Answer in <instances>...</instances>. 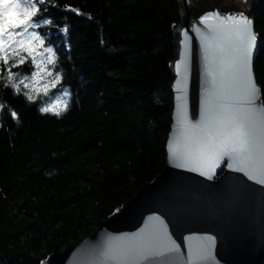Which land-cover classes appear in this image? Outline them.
<instances>
[{
	"label": "trees",
	"instance_id": "16d2710c",
	"mask_svg": "<svg viewBox=\"0 0 264 264\" xmlns=\"http://www.w3.org/2000/svg\"><path fill=\"white\" fill-rule=\"evenodd\" d=\"M250 3L264 100V0ZM34 19L45 41L36 59L52 71L41 84L62 78L38 94L29 57L11 69L17 94L0 62V264H43L92 234L163 171L172 123L179 0H46ZM57 92L67 94V110L42 112Z\"/></svg>",
	"mask_w": 264,
	"mask_h": 264
},
{
	"label": "water",
	"instance_id": "95a60500",
	"mask_svg": "<svg viewBox=\"0 0 264 264\" xmlns=\"http://www.w3.org/2000/svg\"><path fill=\"white\" fill-rule=\"evenodd\" d=\"M196 4L179 0L173 28L174 107L163 171L101 219L92 234L53 252L45 264H117L112 257L129 251L147 255L140 264H260L264 259V175L226 156L209 178L178 167L184 161L171 156L172 145L186 152L189 137L244 87L232 70L234 21L227 17L242 14L251 21L250 70L259 90L256 107L264 106L253 70L259 38L252 3L246 14L220 4ZM206 16L210 19L204 21ZM165 248L174 251L156 255Z\"/></svg>",
	"mask_w": 264,
	"mask_h": 264
},
{
	"label": "snow or ice",
	"instance_id": "6c2138e0",
	"mask_svg": "<svg viewBox=\"0 0 264 264\" xmlns=\"http://www.w3.org/2000/svg\"><path fill=\"white\" fill-rule=\"evenodd\" d=\"M46 0H0V62L7 68L6 86H11L17 94L21 88L14 82L20 74L13 72L11 69L25 64L26 60L31 57V66H35L36 71L31 73V80L34 91L38 94L42 91L48 94L49 88L55 87L61 80V74L56 73L55 79L49 83L41 85L44 74L52 75V71L36 57L38 49L44 45V38L34 29L42 25L35 20L41 13V7ZM70 11L77 9L69 8ZM46 11V9H45ZM41 19L43 17L41 16ZM210 17H204L207 21ZM225 19L234 21L232 29V40L236 44L235 55L232 60V70L237 72L243 82V89L239 96L221 104L219 109L209 115L199 131L189 137L188 150L179 152L175 145L171 146V156L173 160L181 159L184 162L177 166L181 168L192 167V170L201 172L202 175L209 178L220 166L224 157L238 159L243 165L254 166V171L264 175V106L257 108L258 88L255 85L251 75V53L254 47L255 35L251 31V21L242 14L239 17H227ZM44 24H50L51 21L43 19ZM67 31V29H64ZM51 54L48 62L55 67V54L52 48L44 49ZM26 53L27 55H21ZM12 57H16L15 63L9 66ZM179 70V65H177ZM3 79V76H0ZM29 77L20 80L24 88H29V84L24 83ZM28 100H34L35 97L28 92L23 93ZM62 101L57 98L52 105L41 108L42 112L52 111L59 115V106ZM5 106L0 105V109ZM62 110H67V103L63 102ZM11 115L16 118L17 113ZM196 127V126H193ZM228 167H233L230 163ZM239 170L243 171L244 168ZM264 183V179L260 181ZM122 239V238H117ZM166 251L174 249L165 248L156 255H163ZM117 264H140L147 259L146 254L129 251L122 253L119 257H112Z\"/></svg>",
	"mask_w": 264,
	"mask_h": 264
},
{
	"label": "rangeland",
	"instance_id": "374dc122",
	"mask_svg": "<svg viewBox=\"0 0 264 264\" xmlns=\"http://www.w3.org/2000/svg\"><path fill=\"white\" fill-rule=\"evenodd\" d=\"M193 1L194 0H187V4H188L189 7L197 6V4L193 3ZM199 1H201L203 4H205V2H206L207 4L209 3L210 5H213L212 0H199ZM251 1L252 0H235L238 12L246 14L248 12V10H249ZM205 6H206V4H205ZM38 57L40 58L39 55H38ZM66 97H67V94L65 92H57L51 98V101L48 103V106L52 105L53 102L57 98H59L62 101V104L59 106V108H61L63 106V102H65V100H66ZM43 264H45V261L43 262Z\"/></svg>",
	"mask_w": 264,
	"mask_h": 264
},
{
	"label": "flooded vegetation",
	"instance_id": "af4514ba",
	"mask_svg": "<svg viewBox=\"0 0 264 264\" xmlns=\"http://www.w3.org/2000/svg\"><path fill=\"white\" fill-rule=\"evenodd\" d=\"M199 0H194L193 3H197ZM213 4H220L224 8H229L231 11H238L235 0H212Z\"/></svg>",
	"mask_w": 264,
	"mask_h": 264
}]
</instances>
